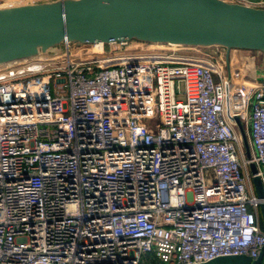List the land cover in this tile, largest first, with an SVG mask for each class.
Wrapping results in <instances>:
<instances>
[{"label": "built area", "instance_id": "1", "mask_svg": "<svg viewBox=\"0 0 264 264\" xmlns=\"http://www.w3.org/2000/svg\"><path fill=\"white\" fill-rule=\"evenodd\" d=\"M87 46L0 79V264L256 260L264 83L213 57Z\"/></svg>", "mask_w": 264, "mask_h": 264}, {"label": "water", "instance_id": "2", "mask_svg": "<svg viewBox=\"0 0 264 264\" xmlns=\"http://www.w3.org/2000/svg\"><path fill=\"white\" fill-rule=\"evenodd\" d=\"M139 41L200 49L264 53V8L226 0H57L0 9V65L75 47ZM250 148L239 117L233 119ZM253 174L256 166L251 165ZM258 198L264 186L253 179ZM264 225V203L261 205ZM206 264H264L259 257L219 258Z\"/></svg>", "mask_w": 264, "mask_h": 264}, {"label": "rangeland", "instance_id": "3", "mask_svg": "<svg viewBox=\"0 0 264 264\" xmlns=\"http://www.w3.org/2000/svg\"><path fill=\"white\" fill-rule=\"evenodd\" d=\"M12 1L13 0H0V9L3 8H9L12 7ZM23 0H17L15 2L20 3L23 5L25 2L21 3ZM28 3V2H26ZM16 5V4H14ZM65 47L63 46L60 51L56 53H60ZM94 46L89 47V46H82V47H73V49L77 52L80 53H91L93 50ZM121 45L118 44H109V45H104L103 49L105 52L113 51L112 53L114 54H133L137 53L139 55L143 56H165V55H171L175 54V56H183V57H198V58H216L219 60V65L218 68L228 75V68L226 64V51L223 48H209V49H200V48H193V47H172L170 45H163V44H142V45H127L121 49ZM239 53V52H238ZM243 55H246L247 58L252 56L254 52H240ZM55 54V53H54ZM48 52H41L38 55H35L30 58H25V59H20V60H15L12 62L4 63L0 65V79H5L9 77H14L18 75L19 73L23 72L26 68L25 65L27 63L35 61L37 59L36 57L39 58H45V57H50ZM180 59H171L170 61H178ZM230 73L233 75H240L241 79L244 83L247 85L252 86V73H254V69L250 70L249 68H245V66L239 65L238 61L236 59H233L230 55ZM239 76V77H240ZM236 124V123H235ZM237 126V124H236ZM238 127V126H237ZM241 134V133H240ZM247 141H248V146L250 148V143H249V138L246 134ZM242 146L244 149H246L245 143L243 142L242 139Z\"/></svg>", "mask_w": 264, "mask_h": 264}, {"label": "crops", "instance_id": "4", "mask_svg": "<svg viewBox=\"0 0 264 264\" xmlns=\"http://www.w3.org/2000/svg\"><path fill=\"white\" fill-rule=\"evenodd\" d=\"M228 2L240 3L247 6L264 8V6H260V3L264 0H226ZM239 52V53H238ZM240 52H254L252 56L249 58L246 55L241 54ZM231 57L238 61L239 65L245 66V68L254 69V73L250 75L252 77V84H262L264 83V53L258 51H245V50H232Z\"/></svg>", "mask_w": 264, "mask_h": 264}, {"label": "bare ground", "instance_id": "5", "mask_svg": "<svg viewBox=\"0 0 264 264\" xmlns=\"http://www.w3.org/2000/svg\"><path fill=\"white\" fill-rule=\"evenodd\" d=\"M15 1H17V0H13V1H12V4H13V3L16 4V5L13 4L12 7H15V6H19V5H21L20 3L15 2ZM34 1H36V0H34ZM26 2H27V0H26ZM26 2L24 3V5H29V4H26ZM28 3H33V2H32V0H29ZM170 46H172V45H170ZM103 47H104V44H103V43H97V44H95V51H96V52H102ZM172 47H177V46H172ZM111 61H112V62H110V63H114V64H115V63L121 62L122 59L119 60V61H118V60H117V61H116V60H111ZM237 108H240V106L237 105Z\"/></svg>", "mask_w": 264, "mask_h": 264}, {"label": "trees", "instance_id": "6", "mask_svg": "<svg viewBox=\"0 0 264 264\" xmlns=\"http://www.w3.org/2000/svg\"><path fill=\"white\" fill-rule=\"evenodd\" d=\"M142 45V44H146V43H143V42H139V41H130L129 43H128V45ZM246 51V50H245ZM263 227H264V225H263ZM152 263H155V264H157L156 262H154L153 260H152Z\"/></svg>", "mask_w": 264, "mask_h": 264}]
</instances>
